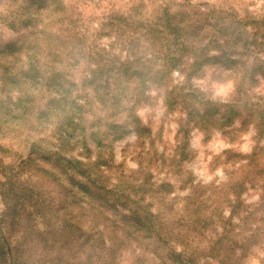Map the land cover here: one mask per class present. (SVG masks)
<instances>
[{"label": "trees", "instance_id": "16d2710c", "mask_svg": "<svg viewBox=\"0 0 264 264\" xmlns=\"http://www.w3.org/2000/svg\"><path fill=\"white\" fill-rule=\"evenodd\" d=\"M107 6V13L88 16L78 2L66 5L63 0H26L6 19L12 28L31 29L19 47L0 51V150L19 158L18 165L4 166L9 172L0 177V264H41L34 260V254L38 247L48 248L50 236L34 227L31 221L35 214L51 219L58 210L70 231L81 233L74 209L78 206L94 215L104 214L102 206L108 200H113L112 206L121 202L129 214L124 213L121 223L112 215L106 227L124 229L128 237L148 238L149 242L163 234L171 236L160 222L166 213L146 202L150 199L145 200L147 186L155 185L150 183V169L140 165L137 171L148 175L139 184L120 180L112 185L103 179L104 167L114 160V142L132 132L140 141L150 132L137 109L156 97L153 90L160 93L168 112L186 113V126L196 118H214L213 124L226 135L241 129L236 122L244 126L253 123L258 139L264 140V96L254 93L264 79V16L247 13L239 17L229 11L234 9L215 7L197 17L199 8L174 0H162L153 9L141 2L127 12ZM214 65L222 66V73L234 83L230 99H212L192 80L205 67ZM175 71L180 75L177 81ZM9 102H13V110L6 105ZM18 118L23 119L22 124L16 122ZM187 132L176 146L180 155L189 151ZM8 137L22 149L4 146ZM257 146L258 151L247 155L242 173L235 168L222 183L191 187L194 193L209 191L207 197H214V201L220 200L225 188L239 190L234 195L226 192L229 216L224 215L222 205L215 210L222 223L225 219L224 224L229 221L232 226L218 231L203 253L215 264H243L253 247L264 244L263 223L240 200L249 174L253 176L250 180L260 178L262 192L254 209L264 213V167H251L257 155L264 156L259 154L264 143ZM28 165L41 168L59 182L63 203L58 204L56 198L48 200L45 194L52 192L44 194L31 175L23 176L25 171L13 173V167ZM158 183L155 186L167 189L160 203L172 201L167 205L172 209L175 197L168 200V196L173 184L166 179ZM139 192L142 197H137ZM190 195L185 196V209L194 202ZM140 200L146 203L141 205ZM241 208L244 215L238 214ZM192 222L203 229L213 224L214 231L222 226L212 216L200 214ZM3 226L12 233L19 230L20 239L10 243L1 232ZM70 235L73 242L74 234L67 238ZM120 242L107 249L106 264L116 263ZM176 255L183 264H203L198 256L189 255L186 247ZM74 259V264H92L93 255Z\"/></svg>", "mask_w": 264, "mask_h": 264}, {"label": "rangeland", "instance_id": "374dc122", "mask_svg": "<svg viewBox=\"0 0 264 264\" xmlns=\"http://www.w3.org/2000/svg\"><path fill=\"white\" fill-rule=\"evenodd\" d=\"M63 1L66 5L78 2L80 9L86 15L99 16L108 12L109 6L107 5H114V8L120 12H127L129 8L141 2L148 4V9H153L162 0H99L98 6L94 4L97 0ZM174 1L183 4L189 3L193 9L199 8V14L195 15L197 17L198 15L199 17L207 15V9L215 7L234 9L229 11L236 12L239 17H245L247 13L257 17L264 16V0ZM25 2L26 0H0V51L2 52L5 49L19 47L31 29V27L12 28L8 24V20H6L12 10H20L21 5ZM217 14L215 13L214 15ZM15 26H18V22ZM262 58L264 59V54ZM173 75L177 81L180 76L179 73L175 71ZM192 80L196 86L200 87L212 99L227 100L231 98L233 93L234 83L229 76L222 73V66L220 65L205 67L204 71H201L198 76H194ZM254 93L264 96V79H260V83L255 87ZM152 94L156 97L137 109V113L143 123L150 128V132L146 133L142 139L146 141H139L134 132L115 141L113 144L114 160L111 165L104 167L106 170L104 171L103 179L112 185L119 183L120 180H125V182L133 180L139 184L147 179L148 175L145 171H137L142 165V167L151 170L152 179H150V183L154 182L155 185H159L160 183L158 182L166 179L170 184H173L172 192L168 196V200H170V197H175V201L172 203L173 211L167 207V205L171 206L172 201L160 203L159 198L167 191L162 186L152 185L153 189L147 186L149 192L147 190L145 198V200L150 199L146 202H153V208L156 209L157 206L159 210L166 213L161 216L160 222L165 224L171 236L163 234L161 239L156 236L155 239L149 242L148 238H136L135 235L128 237L124 229L106 227L109 224L107 220L112 215L117 218L118 223H121L124 213L129 214V211L127 206L119 204L121 202L116 201L115 206H112L110 204L113 203V200H108L109 204L106 200H102V202L107 203L106 206H102L106 212L104 214L94 215L90 209L83 208L81 210L77 208L78 206L74 209L77 213L76 219L82 229L81 233L70 231L71 227L67 226L58 210L51 215V219H48L45 215L39 216L40 214H35L36 217H33L32 224L35 228L45 230L46 236L50 237L48 248L38 247L34 254V260L40 261L41 264H74V258H85L87 253H90L93 255L92 264H106L107 255L105 253L107 249L112 247L114 242L121 240L115 264H183L181 257L176 255V252H180L183 247L187 248L189 255L198 256L197 260L200 263L215 264L212 258H204L205 254L203 253L209 250L212 241L217 237L218 231H223L224 227L232 228L229 221L224 224L225 219L223 223L218 219L215 210L222 205L224 206L222 207L224 215L229 216L231 206L227 201L225 202L226 192L228 190L234 195V191L239 190L225 188V192L222 191L220 200L214 201V197L208 199L209 191L204 194L201 192L194 193L191 187L198 184L222 183L227 180L228 171L235 168H240L237 172L240 173L241 171L242 173V170L247 167V155L257 149L258 144L262 145L264 140L262 138L258 139L253 123L249 124V126H244L240 122H236L239 124L238 127L242 126L241 129L226 135L217 128L218 124H213L212 120H215L214 118H196L186 126V113L181 110L168 112L160 93L153 90ZM6 105L13 110V102H9ZM9 117L13 118L11 115ZM18 121L22 124L23 119L18 118L16 122L18 123ZM211 127H213V130L209 133ZM186 129H188L186 136L188 137L189 151L181 152L180 155L176 150V146L183 135H185L184 131ZM14 141L8 137L4 141V146L11 149H22L17 146V141ZM262 153L264 151L259 154ZM92 155V158H94L95 152ZM257 156L255 163L251 167H264V156L263 158L262 155ZM18 161L19 158L14 153L0 150V177L3 178L5 172H9L8 167L4 166L18 165ZM22 170L25 171L23 176L31 175L33 182L38 186L37 188L41 189L44 194L47 191L52 192L49 193L50 196L45 194L48 200L53 201L56 198L55 201L58 204L60 202L63 203L65 198H62L59 182L55 183L39 167L32 165L13 167V173H19ZM249 175L250 178H253L251 174ZM250 178L246 180V188L244 187L245 190L241 192L240 200L243 201L242 204L248 206V210L256 212L255 215L258 217L259 223L264 225V218L262 217L264 213L259 209H254L256 208L254 204L258 201L259 194L262 192V181L259 180L260 178L253 180H250ZM189 179L193 181V184L186 183ZM67 182L71 183V181ZM189 194L193 196L191 200H194V202L185 209L184 206L188 202L185 196ZM142 195V192H139L137 197H142ZM144 201L140 200L139 203L144 205L146 203ZM0 209H2L1 204ZM242 209L238 211V214H245ZM105 214H108L107 218ZM198 214L212 216L218 226L222 225L221 228L214 231L213 224L207 229L201 228L200 224H193V218ZM124 220L130 223L129 219ZM237 221L238 217L235 216L234 222ZM237 227H235L234 233ZM1 232L10 240V243H15L21 237L19 230V233H12L7 226H3ZM70 233L74 234L72 237L73 242H71V235L67 238ZM184 241H188L187 244ZM243 264H264V244L253 247Z\"/></svg>", "mask_w": 264, "mask_h": 264}]
</instances>
